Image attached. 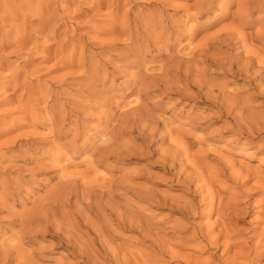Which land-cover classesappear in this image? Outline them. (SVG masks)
I'll use <instances>...</instances> for the list:
<instances>
[{
  "label": "rangeland",
  "instance_id": "obj_1",
  "mask_svg": "<svg viewBox=\"0 0 264 264\" xmlns=\"http://www.w3.org/2000/svg\"><path fill=\"white\" fill-rule=\"evenodd\" d=\"M252 2L0 0V257L24 245L22 263L264 264V72L218 63L241 43L200 56L234 30L264 63ZM189 62L192 88L149 85Z\"/></svg>",
  "mask_w": 264,
  "mask_h": 264
},
{
  "label": "bare ground",
  "instance_id": "obj_2",
  "mask_svg": "<svg viewBox=\"0 0 264 264\" xmlns=\"http://www.w3.org/2000/svg\"><path fill=\"white\" fill-rule=\"evenodd\" d=\"M251 2H252V0H250ZM259 1V0H258ZM249 2V1H248ZM253 3V2H252ZM262 3V2H261ZM260 4V3H259ZM255 5V4H254ZM261 5V4H260ZM259 5V6H260ZM203 6V5H202ZM203 8V7H202ZM203 10H204V8H203ZM202 11V10H201ZM196 12H198V13H196ZM195 13H193V14H191V13H188L187 14V19L189 20V21H191L192 22V24H198V22H200V20L202 19V17H203V15H202V12H200V11H196ZM247 12V11H246ZM251 12V11H250ZM245 14H247V13H245ZM184 22V21H183ZM206 23H204V24H201L200 26H203V25H205ZM189 26V25H188ZM199 26V27H200ZM242 27V26H241ZM190 29L191 30H193V28L192 27H190ZM194 30H195V28H194ZM219 33V32H218ZM237 33H235V31L234 30H232V32L231 33H229V34H227V35H222V37L221 36H217V37H215V38H211V40L213 41H215V42H218V44H206L205 46H204V49L201 51V53H200V56H201V58H203L204 59V61H207V62H209L210 60H212V58H214L215 56H217V55H221L222 56V53H223V51L224 50H229V52H232L233 51V49L235 48V43L237 44H239V43H241V44H243V45H241V47H242V51L240 52V53H237V54H235V53H233L232 52V55L231 56H229V57H227V58H224L223 56V60L221 59V61H218L217 59H216V61H218V63L219 62H221V64H222V66L223 67H228V68H231V69H235V70H238L239 72L240 71H242V72H245V73H248V72H250V70H251V66L254 64V63H256V64H258V66H259V70L258 71H252V73H253V75L255 74L256 75V73H258L259 71H261V72H264V63H263V61H258V60H255L252 56H251V53L248 51V49L246 48V45H245V43L243 42V41H241V39H239V35H236ZM218 35V34H217ZM205 43H206V41H205ZM236 51V50H235ZM236 52H238V51H236ZM240 54H243V58H240L241 56H240ZM220 56V57H221ZM240 56V57H239ZM209 58H211L210 60H209ZM213 61H215V59H213ZM173 62V61H172ZM188 62V61H187ZM174 64V63H173ZM263 64V65H262ZM167 65V66H166ZM165 66L163 65L162 67H161V69H160V71H161V73H162V75H163V77L162 78H159V77H157V78H159V79H150V81H149V85H150V83H152V84H154L155 86H158V85H160L161 86V90H164V89H167V87H169V89H170V82L168 81L169 80V76H170V78H179V77H181V76H183V79L185 80V85L188 87V88H192V86L187 82V79H188V76H189V74H190V72H192L193 71V69H194V65H195V62H193V63H185V66L187 67V69H186V67H185V69L186 70H183L182 68H183V64L182 63H178V64H176V65H169V64H166ZM221 66V67H222ZM195 70V69H194ZM244 73V74H245ZM196 74V73H195ZM198 74V73H197ZM197 74H196V77H197ZM155 78V77H154ZM172 78V79H173ZM190 78V77H189ZM171 80V79H170ZM197 80H199V79H197ZM172 81H175V80H172ZM180 82V81H179ZM173 83V82H172ZM175 83V82H174ZM178 83V82H177ZM196 83V82H195ZM201 83V82H200ZM148 84V83H147ZM192 84V83H191ZM145 85V84H144ZM174 85V84H173ZM175 85H176V83H175ZM194 85H196V84H194ZM200 85V84H199ZM198 85V86H199ZM181 86V85H180ZM179 86V87H180ZM140 87H142V86H140ZM183 87V86H182ZM194 87V86H193ZM197 87V86H196ZM201 87V86H200ZM144 88V87H143ZM148 88L149 87H147V89L146 88H144L146 91H148ZM139 89H141V88H138V91L136 90V93H135V98H134V100H132V104L130 105L131 107V110L133 109L132 108V106H136L137 104H138V102L140 101V99H141V97L143 96V97H145V96H147L148 95V92L147 93H144V89L143 90H139ZM179 89V88H178ZM201 89V88H200ZM207 89V88H206ZM170 90H173V89H170ZM174 90H177V88L175 89V87H174ZM173 90V91H174ZM180 90H182V89H180ZM210 90V89H209ZM208 89H207V92L209 93L210 91H209ZM145 91V92H146ZM156 91V90H155ZM186 91H188V90H186ZM197 91H199L200 93L202 92V90H199V89H197ZM206 91V90H205ZM153 92V91H152ZM162 92V91H161ZM150 93V92H149ZM165 93V92H164ZM176 93H177V91H176ZM205 94V93H204ZM210 95H211V92L209 93ZM212 94H213V92H212ZM215 95V94H214ZM203 96V95H202ZM203 97H205V96H203ZM208 97V96H207ZM144 99V98H143ZM142 99V100H143ZM145 102V101H144ZM217 103V102H216ZM231 106V105H230ZM129 107V106H128ZM231 107H233V106H231ZM135 109V108H134ZM137 109V108H136ZM135 109V110H136ZM148 109V108H147ZM229 109V108H228ZM129 110V109H128ZM141 111H142V109H141ZM144 111H145V109H144ZM144 111H142L143 113H145ZM130 112V111H129ZM135 112V111H134ZM133 112V113H134ZM142 113V114H143ZM130 114V113H129ZM146 114V113H145ZM132 116V115H131ZM134 116V115H133ZM145 117V116H144ZM147 118H149L148 117V115L146 116ZM146 117H145V119H146ZM160 117V116H159ZM135 118V117H134ZM138 119V118H137ZM136 119V120H137ZM151 120H153L152 119V117H151ZM165 120V119H164ZM127 121V120H126ZM148 121H150V118L148 119ZM153 121H155V120H153ZM155 124V123H154ZM150 125H152V124H150ZM169 126V125H168ZM167 126V127H168ZM145 127V126H144ZM155 127V126H154ZM166 127V128H167ZM151 128V127H150ZM156 128V127H155ZM155 128H153V129H155ZM152 129V128H151ZM169 129V128H168ZM151 131V130H150ZM155 133V132H154ZM100 135V134H99ZM111 135H108V134H104V135H102V137H101V139H100V144L102 145H110L111 143H113V147H108V148H110V149H113V148H115L114 147V140L113 139H115V138H111L110 137ZM113 141V142H112ZM103 145L101 146L102 148H103ZM105 150H108L106 147L104 148ZM104 149H101L102 150V152H104V153H106V155L108 156V155H110L109 154V152H111V151H107V152H105L104 151ZM109 149V150H110ZM171 149V148H170ZM168 150V149H167ZM175 150V149H174ZM114 152V151H113ZM170 152V151H169ZM175 152V151H174ZM178 152V151H177ZM104 153H101V155L103 154L104 155ZM172 153V152H171ZM176 153V152H175ZM100 154V153H99ZM114 154V153H113ZM180 154V153H179ZM103 155L101 156V157H103ZM165 155H167V154H165ZM178 155V154H177ZM112 156V155H111ZM174 156H175V154H174ZM164 157V156H163ZM171 157H173V156H171ZM164 158H166V156L164 157ZM169 158H170V156H169ZM168 158V159H169ZM174 158V157H173ZM171 159V158H170ZM169 159V160H170ZM176 159V158H175ZM173 160V159H172ZM163 162V161H162ZM166 162V161H165ZM127 182V181H126ZM111 184V186L113 185V184H115V183H110ZM111 186L110 187H108V190H107V194L108 195H111L110 197H114L115 196V194H116V192L115 193H113L112 191H111ZM118 185H116L115 184V187H113L114 189L117 187ZM119 186H120V184H119ZM126 186V185H125ZM124 185H123V187H125ZM127 186H128V184H127ZM101 187V186H100ZM85 188V187H84ZM110 188V189H109ZM127 188V187H126ZM126 188H124V189H126ZM120 189V188H119ZM104 189H102L101 191H103ZM116 190V189H115ZM117 190H118V188H117ZM99 192V191H98ZM114 194H112V193ZM118 192H120L119 190L117 191V193ZM100 194H102V193H100ZM100 194H99V196H100ZM77 196V195H76ZM96 197H98V196H96ZM118 197V196H117ZM62 198V197H61ZM81 198V199H80ZM80 198H79V200L81 201L80 202V205H82L83 207H84V210L86 211V212H90V213H92V212H94L95 211V206H94V203L92 202V200H91V195L90 194H84V193H82V195L80 196ZM115 198V197H114ZM114 198H111V199H109V200H111L112 201V199H114ZM116 201V200H115ZM58 203H60L59 201H57ZM56 202V203H57ZM78 203V202H77ZM60 209V206L59 205H54V206H51V208L50 209H48V210H46V209H43V210H46L45 211V213H51L52 215L54 214V212L55 211H57V210H59ZM107 209V208H106ZM116 211V210H115ZM40 212V211H39ZM119 212V211H118ZM103 213H105V211L103 212ZM119 213H121V212H119ZM63 214V213H62ZM67 214V213H66ZM43 215V214H42ZM108 215H109V213H108ZM41 216V215H40ZM49 216H51L50 214H49ZM56 216V215H55ZM59 216V215H58ZM63 216V215H62ZM66 216V215H65ZM71 216V215H70ZM91 216V215H90ZM100 216H101V212H100ZM99 216V217H100ZM39 217V216H38ZM64 217V216H63ZM113 217V216H112ZM55 218H57V217H55ZM65 218V217H64ZM91 219H92V216L90 217ZM53 219V218H52ZM101 219V218H100ZM124 219V218H123ZM40 220V219H39ZM47 220V219H46ZM63 220H65V219H63ZM43 221H45V220H43ZM49 222V221H48ZM27 224V223H26ZM48 224V223H47ZM87 224V223H86ZM34 225V224H33ZM26 226V225H25ZM28 226V225H27ZM99 226V225H98ZM51 227V226H50ZM62 227V226H61ZM69 227V226H68ZM74 227V226H73ZM73 227L71 228V229H73ZM31 228V227H30ZM38 228H41V227H38ZM59 228V227H58ZM75 228V227H74ZM36 228H34V230H35ZM39 230V229H38ZM55 230V229H54ZM66 230H67V228H66ZM68 230H70V229H68ZM95 230V229H94ZM93 230V231H94ZM36 232V231H35ZM40 232V231H39ZM61 232H62V230H61ZM96 232H97V230H96ZM33 233V232H32ZM57 233V232H56ZM66 233H68V232H66ZM64 234H65V232H64ZM69 234H70V232H69ZM35 235V234H34ZM68 235V234H67ZM67 235H65V237L67 236ZM64 236V235H63ZM72 236V235H71ZM75 236V235H74ZM22 237V236H21ZM21 237L19 238L18 237V239H19V241L20 240H24V238L22 237V239H21ZM73 237V236H72ZM76 237V236H75ZM67 238V237H66ZM69 238V237H68ZM17 239V240H18ZM65 239V238H64ZM75 240L74 241H76L77 239L76 238H74ZM68 241V240H67ZM72 241V240H71ZM23 242L24 241H22L21 243H22V245H23ZM16 243V242H15ZM19 243V242H18ZM17 243V245L19 246V244L21 245V243H19L18 244ZM79 243V242H78ZM78 243H76V244H78ZM15 245V244H14ZM14 245H11V246H14ZM28 245V244H27ZM72 245V244H71ZM82 245V244H81ZM18 246H14L15 248H14V250L16 251V250H18ZM24 246V245H23ZM23 246H22V248H23ZM10 247V246H9ZM8 246H7V248H9ZM20 247V246H19ZM25 247H26V245H25ZM24 247V248H25ZM81 247V246H80ZM79 247V248H80ZM17 248V249H16ZM21 247L19 248V250H20V252L22 251L23 253H24V249H22ZM83 248V247H82ZM4 250H6L5 248H4ZM9 250V249H8ZM10 250H11V248H10ZM80 250V249H79ZM83 250L84 249H82V252H83ZM14 251V252H15ZM78 251V250H77ZM81 251V250H80ZM11 252H12V250H11ZM17 252V254L15 253V254H13V253H6V254H2V256L0 257V264H9L10 262H12V261H14V262H16V264H30L31 262H33V259L36 257V256H38V255H35V254H28V256H27V258H28V261H26V262H21L22 260H23V258L25 259L26 258V256H22V253H20V252H18V251H16ZM4 253V252H3ZM18 253H20L21 254V256H20V254H19V256L20 257H18L17 255H18ZM84 253H86V252H84ZM1 254V253H0ZM24 254H26V253H24ZM23 254V255H24ZM79 254H81V253H79ZM258 254V253H257ZM84 255V254H83ZM22 257V258H21ZM256 257V256H255ZM257 258V257H256ZM22 259V260H21ZM34 260H36L37 261V259H34ZM254 260V259H253ZM250 262H252L251 261V259L249 260ZM250 262H248V263H250ZM34 264L36 263V262H33Z\"/></svg>",
  "mask_w": 264,
  "mask_h": 264
}]
</instances>
